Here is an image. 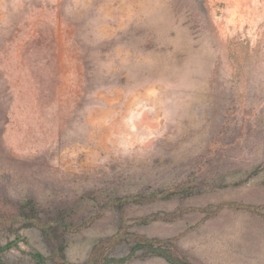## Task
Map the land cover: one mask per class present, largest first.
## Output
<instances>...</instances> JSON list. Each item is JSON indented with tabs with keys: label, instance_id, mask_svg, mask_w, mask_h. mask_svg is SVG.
Returning <instances> with one entry per match:
<instances>
[{
	"label": "rangeland",
	"instance_id": "rangeland-1",
	"mask_svg": "<svg viewBox=\"0 0 264 264\" xmlns=\"http://www.w3.org/2000/svg\"><path fill=\"white\" fill-rule=\"evenodd\" d=\"M180 186L129 205L130 230L193 264H264V0H0V246L21 236L1 259L83 263L120 224L108 200ZM26 198L84 224L64 261L12 223ZM231 201L263 208L198 210Z\"/></svg>",
	"mask_w": 264,
	"mask_h": 264
},
{
	"label": "trees",
	"instance_id": "trees-1",
	"mask_svg": "<svg viewBox=\"0 0 264 264\" xmlns=\"http://www.w3.org/2000/svg\"><path fill=\"white\" fill-rule=\"evenodd\" d=\"M192 188L188 186H180L167 190H155L151 192H138L135 194H125L114 197L106 202L105 207L112 206L120 215V224L117 231L106 239H99L93 245L92 252L88 259L80 264H114L126 263L134 259L139 251L147 254H153L162 257L170 264H193L183 253L179 252L176 246V237H150L130 230L127 223L126 209L131 204H145L159 199H170L178 194L188 195L192 193ZM20 213L15 215L12 223L21 222L23 227H36L40 232L47 236L55 246V253L59 259H65V246L58 241L60 233L75 231L80 229L84 224H76L75 221L67 218L65 214L51 216L40 215L37 203L34 199L26 198L20 202ZM224 208L245 209L247 211L261 213L263 206L242 202H224L215 206L211 210L210 207L200 208L198 210L205 211L211 215L218 213ZM156 218L144 217L138 220V223H149ZM164 217V216H161ZM20 234L16 232L14 242H10L4 246H0V252L11 248V245L19 241ZM24 239V237H23ZM127 242L130 244L129 250L125 255L114 256L103 254L106 246H114L116 244ZM34 264H48V257L41 251L32 250L29 252ZM0 264H6L0 257Z\"/></svg>",
	"mask_w": 264,
	"mask_h": 264
}]
</instances>
